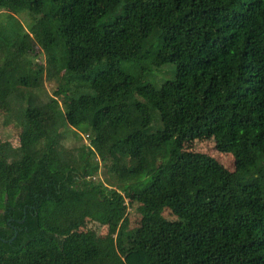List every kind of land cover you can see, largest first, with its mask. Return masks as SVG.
<instances>
[{"label":"trees","instance_id":"1","mask_svg":"<svg viewBox=\"0 0 264 264\" xmlns=\"http://www.w3.org/2000/svg\"><path fill=\"white\" fill-rule=\"evenodd\" d=\"M2 4L32 18L26 31L0 20V97L24 89L19 145L0 144V264H264V0ZM30 35L44 66L22 60ZM142 60L174 78L155 87L122 68ZM43 76L60 79L34 104ZM65 126L86 144L65 150ZM200 137L232 172L180 150Z\"/></svg>","mask_w":264,"mask_h":264},{"label":"rangeland","instance_id":"2","mask_svg":"<svg viewBox=\"0 0 264 264\" xmlns=\"http://www.w3.org/2000/svg\"><path fill=\"white\" fill-rule=\"evenodd\" d=\"M5 15L12 16L20 26L26 31L27 25L30 23V15L25 12H16L13 7L2 4L0 6V20H5ZM27 60L33 65L44 66L45 57L41 49L37 46L34 39L30 35L28 41V50L25 52L23 59ZM3 60L0 59V65H3ZM122 68L129 74H144L143 81L149 83L155 87L159 86L165 80H171L174 78L173 66L165 64L159 68L149 67L146 61H140L137 65L123 64ZM60 77L46 78L43 76L41 88L39 90L30 91V95L35 96L37 100H33L34 104L39 102H46L49 97H52L53 91L57 87V83ZM16 90V89H15ZM24 89L18 88L10 95V102H4L0 97V144H8L11 148H16L18 143V134L20 127L18 126V117L21 114V110L24 104L19 105V100ZM134 99H139V96L135 93ZM21 102V101H20ZM60 105V104H59ZM152 129L160 128V124L156 121H152L150 124ZM60 134L57 141L65 148V150H75L80 148L81 145L86 144L87 138L84 133H75L71 128L64 127L59 130ZM180 150L183 152H194L209 155L214 161L229 172L233 171V157L229 152H217L214 148V141L212 138H198L193 141H184L181 143ZM98 161L97 158L94 161ZM105 177V171L98 163V171L93 176L94 182H101ZM126 202V201H125ZM136 204L126 205L125 215L120 221L119 227L122 228V232L127 234L130 246H134L137 243V230L139 228L140 216L136 212ZM167 218H171L166 214ZM90 229L98 237H104L106 235V228L99 226L95 223L87 221L82 230Z\"/></svg>","mask_w":264,"mask_h":264}]
</instances>
